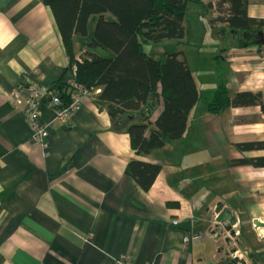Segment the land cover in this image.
Returning <instances> with one entry per match:
<instances>
[{
  "label": "crops",
  "instance_id": "0c3cea01",
  "mask_svg": "<svg viewBox=\"0 0 264 264\" xmlns=\"http://www.w3.org/2000/svg\"><path fill=\"white\" fill-rule=\"evenodd\" d=\"M247 15L264 22V0H248ZM234 38H221L206 95L181 138L138 155L128 133L138 120L112 123L97 99L85 98L75 116L55 120L41 146L31 141L25 96L16 105L9 94L25 77L59 94L68 55L43 0H0V264H232L235 245L264 264V240L252 227L264 217V167L234 163L264 157V109L208 111L220 66L230 95L261 92L264 104V44ZM148 101L155 120L161 104L154 95ZM55 113L39 106L41 122ZM131 160L161 166L148 190L126 172ZM218 203L243 239L226 242L223 231L233 227L218 225ZM217 226L221 236L212 233Z\"/></svg>",
  "mask_w": 264,
  "mask_h": 264
},
{
  "label": "trees",
  "instance_id": "16d2710c",
  "mask_svg": "<svg viewBox=\"0 0 264 264\" xmlns=\"http://www.w3.org/2000/svg\"><path fill=\"white\" fill-rule=\"evenodd\" d=\"M43 2L53 15L70 62L75 61L76 83L88 90H99L97 101L107 110L112 123L131 116L138 120L128 127L136 154H149L184 136L188 117L200 99L199 85L183 52L167 53L165 61H161L149 56L145 48L164 40L183 43L186 38L183 23L189 5L202 4L203 0ZM215 2L209 0L204 5L210 13L212 8L225 9V14L210 17L212 29L220 37L231 33L241 45H249L253 42L245 34L264 32V22L247 15L248 0ZM108 14L112 20L107 18ZM92 17H96L93 27ZM92 40L94 48L87 46ZM218 69V80L208 101L211 114L221 113L229 107L261 105L264 109L261 92L237 91L230 95L225 74L221 66ZM61 86L57 95L66 102L67 92ZM151 95L161 104L155 120H152L153 108L147 109ZM234 163L261 168L264 157L240 159ZM160 169L157 164L131 160L126 172L140 187L148 190ZM174 205L177 207L178 203ZM254 255L251 253L250 258Z\"/></svg>",
  "mask_w": 264,
  "mask_h": 264
},
{
  "label": "rangeland",
  "instance_id": "374dc122",
  "mask_svg": "<svg viewBox=\"0 0 264 264\" xmlns=\"http://www.w3.org/2000/svg\"><path fill=\"white\" fill-rule=\"evenodd\" d=\"M208 1L209 0H203V2H208ZM212 11H213V13H211L212 18L218 17L221 14L223 15V13L225 14V9L223 8H221L220 10L217 7L212 8ZM207 12L208 10L205 7V5L199 3L196 4L190 3L189 10L187 11L186 19L184 20L183 23L186 32L185 41L183 43H175L173 41L164 40L161 43H157V44L153 43L154 45H151L149 47L146 46L145 48V51L149 54V56L159 59L161 61H165L167 57L166 56L167 53L183 52L189 63L192 73L197 81V84L199 85V89L202 88L200 89V94L202 98L206 95L205 93L207 89L206 80L210 79V75L208 73H213L215 70V60H217L216 53L220 48L221 43L223 42L221 38H224V37L216 36L214 29H212V26L210 24V18L208 15L210 12H208V14ZM107 18H109L110 20L113 19V17L110 14L107 15ZM95 20L96 17H92V23H91L92 27L95 23ZM219 26L222 27L221 25ZM75 44H76V48H78L77 38L75 39ZM73 64H75V61L71 63L68 57L69 70L73 69L74 67ZM63 84L61 88L64 92H67L68 100L64 102L63 99L60 98L62 101V109H69L72 105H74V102L78 100V103H76L75 105L76 107V110L74 111L75 115L78 112L77 110H80L83 99L85 98L97 99V94L99 91L98 89L92 90L91 94L83 96L82 94L75 93L70 84L66 82H64ZM53 109H55L56 111L58 110L56 108ZM75 115L72 114L70 117L69 116L68 117L72 118ZM55 120H61V119L57 118ZM240 220L242 221V227L246 230V227H244V225H246L249 222V217L246 211L243 210L240 213ZM233 229L236 230L235 238L241 237L243 239L239 225L238 228L235 227ZM218 232L221 233L220 230ZM228 237H231V234ZM235 238H232L231 242L234 240L236 241ZM234 249H237L238 252H241L243 254V257L239 258L241 261L245 260L246 264H252L251 260L249 259V255L244 253L242 249L240 250V246L235 245ZM232 259L234 260V258ZM236 264H240V261L237 262Z\"/></svg>",
  "mask_w": 264,
  "mask_h": 264
},
{
  "label": "built area",
  "instance_id": "2783aa9c",
  "mask_svg": "<svg viewBox=\"0 0 264 264\" xmlns=\"http://www.w3.org/2000/svg\"><path fill=\"white\" fill-rule=\"evenodd\" d=\"M73 66L74 67L70 70V75L66 83L71 85L75 93L82 94L83 96L91 94L92 90L85 89L76 83L74 78L76 76L77 67L76 64H73ZM23 95L25 96L27 101V107L24 109L25 118L32 127L31 141L36 145L46 146L49 137L48 130L51 126H53L55 119L58 118L63 120L68 119L72 114L75 115V105L76 103H78V100H76L74 102V105H72L69 109H62V101L57 94H54L50 89H44L38 83L30 82L29 77L24 78L20 91H12L9 94V98L14 101V104L18 105L19 99H21ZM42 103L46 104L49 108L58 109L55 113L54 118L45 123L41 122L39 118V106ZM173 223L176 225L178 221L174 220ZM217 229L221 232L223 230L220 229L219 226H217ZM223 232L224 234L226 232L228 236L230 235V231L228 230ZM188 240L189 238L186 237L185 241ZM238 257H243V254L239 252Z\"/></svg>",
  "mask_w": 264,
  "mask_h": 264
},
{
  "label": "water",
  "instance_id": "95a60500",
  "mask_svg": "<svg viewBox=\"0 0 264 264\" xmlns=\"http://www.w3.org/2000/svg\"><path fill=\"white\" fill-rule=\"evenodd\" d=\"M245 37H247V39L252 40V42L256 45H261L264 44V32L263 31H258L256 33H251V34H245ZM94 40H92L91 43L87 44L88 47L90 48H94L95 44L93 43ZM148 105V108L149 109ZM215 212L217 214L216 217V221L218 222V225L221 224H225L227 223L229 227H233L235 228L238 224L237 218L233 215V213L226 208L222 207L221 203H218L216 208H215ZM252 227L253 230L256 234V236L260 239V240H264V217H257L252 219ZM231 229L230 234L231 237H226V242H230V240L232 238H235L236 236V230L235 229ZM219 230L217 228H215L213 230V234L218 233L219 236H221V233L218 232ZM239 243V242H236ZM238 250L234 249L233 250V258L234 260H232V264H236L237 262L240 261V264H246L245 260H240L238 257Z\"/></svg>",
  "mask_w": 264,
  "mask_h": 264
},
{
  "label": "bare ground",
  "instance_id": "6f19581e",
  "mask_svg": "<svg viewBox=\"0 0 264 264\" xmlns=\"http://www.w3.org/2000/svg\"><path fill=\"white\" fill-rule=\"evenodd\" d=\"M257 211H258V213L263 214L264 213V207L261 204H259L257 206Z\"/></svg>",
  "mask_w": 264,
  "mask_h": 264
}]
</instances>
